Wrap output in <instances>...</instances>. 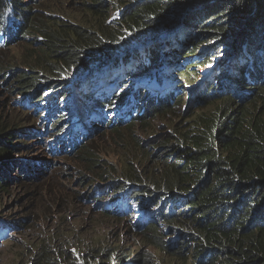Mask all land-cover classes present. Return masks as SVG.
Segmentation results:
<instances>
[{"label": "trees", "instance_id": "16d2710c", "mask_svg": "<svg viewBox=\"0 0 264 264\" xmlns=\"http://www.w3.org/2000/svg\"><path fill=\"white\" fill-rule=\"evenodd\" d=\"M41 1L0 0V60L21 40L34 49L26 65H0V95L18 96L12 104L19 115H0V190L9 181L31 180L27 169L35 179L34 169L43 163L23 155L19 163L17 156L34 139L48 141L52 155H70L67 133L78 128L73 96L99 93L96 86L103 83L96 77L122 69L123 76L169 79L161 95L147 94L134 121H115L113 113L97 126L119 140L125 132L147 130L158 115L183 111L186 89L180 81L193 77L195 68L209 71L187 93L188 112L204 105L194 122L148 138L157 180L133 167L124 178L116 171L99 173L106 193H127L112 209L100 205L98 212L128 223L146 247L130 253L103 239L80 246L84 239L70 238L66 228L48 239L53 243H39L31 264H164L156 251L168 264H264V0H75L71 19L38 10L46 5L37 6ZM94 66L101 69L84 73ZM90 129L80 134L93 141L98 129ZM75 153L81 163L93 164L90 170L101 166L88 141ZM138 195L163 200L161 223L134 221L132 200ZM17 223L0 217V244L20 230Z\"/></svg>", "mask_w": 264, "mask_h": 264}, {"label": "rangeland", "instance_id": "374dc122", "mask_svg": "<svg viewBox=\"0 0 264 264\" xmlns=\"http://www.w3.org/2000/svg\"><path fill=\"white\" fill-rule=\"evenodd\" d=\"M43 1L46 5H42ZM43 1L36 4L37 6L42 5L37 8L38 10H46L48 13L55 11L69 19L73 14L77 15L73 12L78 8L75 0ZM118 15L117 12L113 13L112 20H115ZM25 40L28 41L29 38ZM26 44L25 41L21 40L19 44L12 46L7 56L0 60V65L5 64L7 67L22 66L26 62L25 56L34 53V49L26 47ZM208 71V68H202L200 71L195 68L189 75L193 77L185 76L183 82L180 81L186 89L182 104L183 111H174L172 108V113L158 115L154 118L147 130L136 129V136H140L141 143L140 141L138 143L136 139L138 137L135 136V133L132 134L131 132H125L122 139H110L106 136L109 129L98 131L96 136L92 138L93 141L88 140V143L98 152L102 168L100 166L93 171L90 170L93 164L89 165L78 161L75 158L77 153L63 157L52 155L48 150V141L42 143L34 139L27 144V151L20 148V155H17L19 163L22 162L21 155H23L24 158L34 159V161H40L43 164L38 169H34L36 172L35 179L33 178L34 174L30 172V169H27L31 180L9 181L7 190H0V217L12 221H21V223H17L21 227L18 233H12L11 237L0 244V264H31L34 259V251L38 249L39 243L43 240L48 244L53 243L48 239L60 234L61 230L66 228L71 229L67 230L70 238L76 235L78 241H80V237L84 239L85 242L79 244L80 246H95L99 239H103L106 243L115 247H122L123 250L130 253H133V248L138 250L140 247H146L133 236L128 223L105 217L96 210L94 201L89 203L92 200L87 198L85 202L84 198L93 192L92 184L97 183L99 173L103 171H116V177L124 178L126 173L131 175L130 171L133 167L137 169L138 173H145L146 176L153 175L158 164L151 157L150 148L152 144L148 143V138L154 137V135L162 136L175 127L177 129L188 127L194 122L195 115L203 110L204 105L192 107L188 112L186 106L190 99L187 93L191 91L194 84H197L201 78L207 75ZM88 73L90 72L87 71L86 74ZM162 82L164 83V80ZM168 82L169 79H166L165 83ZM142 84L149 88L152 93H159L161 89L159 78L154 82H142ZM60 86L63 89L64 86L61 84ZM17 97L8 94L6 96L0 95V115L2 117L5 115L7 118L16 119L19 116L13 109ZM123 97L122 95L119 99ZM185 108L186 114H183ZM37 121L36 126L41 129L39 118ZM44 137L42 139H45ZM138 144L144 145V148H140ZM153 176L155 180L158 179L155 175ZM84 178L85 181H83ZM23 223L24 229L21 226ZM169 236L174 238L173 235L169 234ZM56 240L58 241L55 239L54 242ZM74 247L77 248V246ZM72 250L73 248L70 246L69 251L72 252ZM53 253L57 259L56 252L53 251ZM156 253L160 260L164 261V264H168L163 255L157 251ZM131 255L132 258L135 257L134 254ZM63 260L60 261L61 264H68L67 260ZM76 260L81 263L79 258Z\"/></svg>", "mask_w": 264, "mask_h": 264}, {"label": "clouds", "instance_id": "9594fccd", "mask_svg": "<svg viewBox=\"0 0 264 264\" xmlns=\"http://www.w3.org/2000/svg\"><path fill=\"white\" fill-rule=\"evenodd\" d=\"M118 13L120 15L121 10H118ZM119 15L116 17L118 18ZM101 66L97 67H91L89 69H86L84 72L86 74L87 71L92 72L94 70L101 69ZM123 70L119 69L118 72H112L110 73L109 77L105 76H98L96 79L102 80V83L100 86H96V89L98 87L99 93H95V96H98L99 103L98 107L100 110L105 112V118L101 120H95L94 125L92 126L93 130L98 129L97 126H101L103 124H107L108 121L112 118L111 114L115 113L117 116V113L119 110L125 108L126 111V117L128 118L127 121H134L133 119L137 118L135 116V113L140 110L144 105L148 103V97L147 94L152 96L155 94L156 96L161 95L160 92H162L165 88V86L168 85V83H165V80L167 79L166 77H153L155 78L153 81H148L147 77L145 75L137 74V75H125L123 76L122 74ZM79 74L75 76V79L79 78ZM157 78H159L160 82V91L159 93H152L150 92V89L147 87H144L142 82H154ZM164 80V83L162 82ZM124 96L122 99H119L120 96ZM84 98L82 96V93L80 92V95L77 96V103H76V95L73 96V101L75 104V114L77 116L85 117V119H95L97 118L95 115L90 116V108L92 107L91 105H88L86 102H84ZM128 104V107L125 106ZM117 112V113H116ZM86 115V116H85ZM80 117V118H81ZM121 120H126L125 118H120L119 120L115 121H121ZM90 122V121H87ZM91 131V129L89 130ZM99 131V129H98ZM97 131V132H98ZM96 134H93L95 136ZM88 141L85 138H82L79 143L76 145V147L72 150L70 153L71 156L72 154L75 153L76 149L78 148L79 144L81 143H86ZM94 190H93V195L95 197H99L100 200L94 201V197L91 195H88L89 200H92L91 202L94 201V205L98 209L100 205H103L105 208L112 209L116 205V200L117 198H124L125 194L127 193L126 189L124 190H119L115 189L112 190L109 194L105 192V189L103 188V184L95 182L94 185ZM128 188V186H127ZM133 202V216L135 218L134 221L142 222V221H156L161 223V206L163 204V200H160L157 202L152 198L151 196H144V195H138L136 199L132 200ZM18 233V231H12V233ZM8 237H11L9 235ZM8 237L4 238L6 240Z\"/></svg>", "mask_w": 264, "mask_h": 264}, {"label": "bare ground", "instance_id": "6f19581e", "mask_svg": "<svg viewBox=\"0 0 264 264\" xmlns=\"http://www.w3.org/2000/svg\"><path fill=\"white\" fill-rule=\"evenodd\" d=\"M45 138V137H44ZM38 169V168H37Z\"/></svg>", "mask_w": 264, "mask_h": 264}]
</instances>
